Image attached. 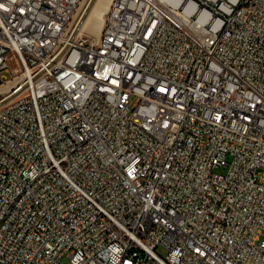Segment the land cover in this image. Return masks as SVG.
<instances>
[{"label":"built area","instance_id":"obj_1","mask_svg":"<svg viewBox=\"0 0 264 264\" xmlns=\"http://www.w3.org/2000/svg\"><path fill=\"white\" fill-rule=\"evenodd\" d=\"M81 3L0 0V264H264V0Z\"/></svg>","mask_w":264,"mask_h":264},{"label":"bare ground","instance_id":"obj_2","mask_svg":"<svg viewBox=\"0 0 264 264\" xmlns=\"http://www.w3.org/2000/svg\"><path fill=\"white\" fill-rule=\"evenodd\" d=\"M108 6L110 5H107L106 8L103 7L102 0H90L88 6L83 11V14L79 17L77 25L81 29L89 30V28H91L89 25L93 24L91 32L98 36L103 27L102 23L104 24L105 15L109 9Z\"/></svg>","mask_w":264,"mask_h":264},{"label":"rangeland","instance_id":"obj_3","mask_svg":"<svg viewBox=\"0 0 264 264\" xmlns=\"http://www.w3.org/2000/svg\"><path fill=\"white\" fill-rule=\"evenodd\" d=\"M89 1H90V0H82V3H81V5H80V7H79V9H78V11H77V13H76V15H75V22L78 21V19H79V17L81 16V14H83V11H84L85 8L88 6ZM110 2H111V0H102V5H103V7L106 8L107 5H110ZM108 8H109V6H108ZM106 11H107V10H106ZM102 25H103V23H102ZM89 27H91V28H89V30L87 29V32H89V33L92 34V35H95L93 32H91V29H93V24H92V25H89ZM101 27H102V26H101ZM94 32H95V31H94ZM95 36H96V35H95ZM10 76H11V74H9V73L6 74V77H10ZM7 85H8V84H6L4 87H7ZM138 101H139L138 98H133V99L131 100L130 106H131V107H134V106L138 103ZM217 170H218V171H225L226 168H225V167H220V168H218ZM158 251H159L161 254H166L165 249L162 248V247H159V248H158Z\"/></svg>","mask_w":264,"mask_h":264}]
</instances>
